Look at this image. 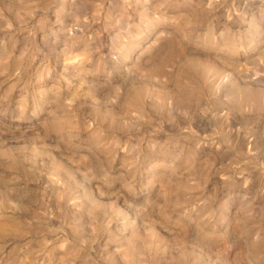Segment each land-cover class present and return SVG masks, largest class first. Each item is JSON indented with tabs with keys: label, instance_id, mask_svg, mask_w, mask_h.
I'll use <instances>...</instances> for the list:
<instances>
[{
	"label": "rangeland",
	"instance_id": "1",
	"mask_svg": "<svg viewBox=\"0 0 264 264\" xmlns=\"http://www.w3.org/2000/svg\"><path fill=\"white\" fill-rule=\"evenodd\" d=\"M0 264H264V0H0Z\"/></svg>",
	"mask_w": 264,
	"mask_h": 264
}]
</instances>
